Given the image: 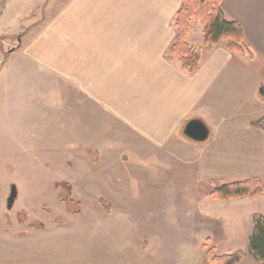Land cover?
I'll use <instances>...</instances> for the list:
<instances>
[{
	"label": "crops",
	"instance_id": "0c3cea01",
	"mask_svg": "<svg viewBox=\"0 0 264 264\" xmlns=\"http://www.w3.org/2000/svg\"><path fill=\"white\" fill-rule=\"evenodd\" d=\"M179 6L180 0H44V22L18 40L26 43L18 61L37 67L27 83L61 86L65 95L57 92V100L74 108L81 125L95 114L104 118L97 137L75 140L77 148L123 153L128 163L154 161L153 173L191 166L196 186L264 184V133L255 127L264 118V0L221 2L225 17L242 27L251 58L228 53L224 44L204 45L200 23L192 22L187 41L200 53L193 74L168 55ZM190 120L205 124L208 141L187 144L182 131ZM234 201L250 209L237 220L264 216V195ZM251 231L252 224L234 252L247 250ZM243 260L257 264L246 254Z\"/></svg>",
	"mask_w": 264,
	"mask_h": 264
},
{
	"label": "rangeland",
	"instance_id": "374dc122",
	"mask_svg": "<svg viewBox=\"0 0 264 264\" xmlns=\"http://www.w3.org/2000/svg\"><path fill=\"white\" fill-rule=\"evenodd\" d=\"M43 9L44 0H0V72L9 70L0 75V264H210L209 251L234 253L251 229L237 220L249 203L211 199L222 184L196 186L191 166L153 173L154 161L74 146L96 138L104 118L77 123L56 98L62 87L28 84L37 67L18 61V40L44 22Z\"/></svg>",
	"mask_w": 264,
	"mask_h": 264
},
{
	"label": "trees",
	"instance_id": "16d2710c",
	"mask_svg": "<svg viewBox=\"0 0 264 264\" xmlns=\"http://www.w3.org/2000/svg\"><path fill=\"white\" fill-rule=\"evenodd\" d=\"M222 0H180V6L174 18V38L168 48V55L176 60L182 70L193 74L200 62V53L187 41L192 22L197 21L202 28L203 44L208 47L224 44L228 53L252 57L250 46L246 43L242 27L229 20L221 8ZM258 131L264 133V118L255 123ZM67 196H61L67 209L73 205L70 191L64 185ZM264 195V184L257 179H247L222 184L210 191L209 197L215 201L226 202ZM75 204V203H74ZM76 205V204H75ZM252 231L248 238L247 255L257 264H264V216L252 215ZM245 254L242 251L225 255L207 253L210 264H239Z\"/></svg>",
	"mask_w": 264,
	"mask_h": 264
},
{
	"label": "water",
	"instance_id": "95a60500",
	"mask_svg": "<svg viewBox=\"0 0 264 264\" xmlns=\"http://www.w3.org/2000/svg\"><path fill=\"white\" fill-rule=\"evenodd\" d=\"M209 130L205 126L204 123H202L199 120H190L188 121L184 129L182 131V137L192 143L196 144H202L208 141L209 139ZM17 197V190L14 185L10 186V192L9 196L7 197L6 200V209L11 210L13 207V204L15 202V199Z\"/></svg>",
	"mask_w": 264,
	"mask_h": 264
}]
</instances>
